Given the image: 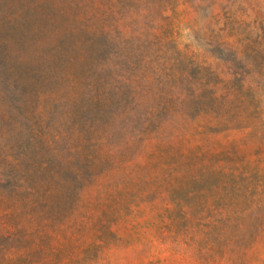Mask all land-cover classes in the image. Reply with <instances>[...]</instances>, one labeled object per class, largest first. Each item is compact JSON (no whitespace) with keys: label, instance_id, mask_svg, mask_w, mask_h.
I'll return each mask as SVG.
<instances>
[{"label":"rangeland","instance_id":"rangeland-1","mask_svg":"<svg viewBox=\"0 0 264 264\" xmlns=\"http://www.w3.org/2000/svg\"><path fill=\"white\" fill-rule=\"evenodd\" d=\"M0 264H264V0H0Z\"/></svg>","mask_w":264,"mask_h":264},{"label":"trees","instance_id":"trees-1","mask_svg":"<svg viewBox=\"0 0 264 264\" xmlns=\"http://www.w3.org/2000/svg\"><path fill=\"white\" fill-rule=\"evenodd\" d=\"M148 1L150 3L157 2V0H148ZM73 47H74V45L71 48H73ZM80 49H77L76 51H79ZM71 64H72V60L70 59V57L64 56L62 61H61L60 66H59V69L55 70L53 72V75L51 73L52 77L50 76V78L54 79L56 81V83H58L59 81H66V82L70 83L72 81V79H70L72 76V73H70L68 68L71 67ZM56 71H58V73L55 75Z\"/></svg>","mask_w":264,"mask_h":264}]
</instances>
